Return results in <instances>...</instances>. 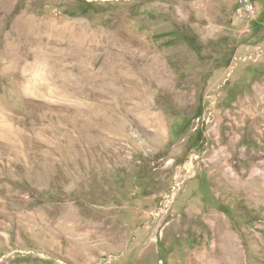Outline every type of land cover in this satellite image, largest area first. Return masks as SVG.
I'll return each instance as SVG.
<instances>
[{
	"label": "rangeland",
	"instance_id": "374dc122",
	"mask_svg": "<svg viewBox=\"0 0 264 264\" xmlns=\"http://www.w3.org/2000/svg\"><path fill=\"white\" fill-rule=\"evenodd\" d=\"M241 1L0 0V264H264Z\"/></svg>",
	"mask_w": 264,
	"mask_h": 264
},
{
	"label": "built area",
	"instance_id": "2783aa9c",
	"mask_svg": "<svg viewBox=\"0 0 264 264\" xmlns=\"http://www.w3.org/2000/svg\"><path fill=\"white\" fill-rule=\"evenodd\" d=\"M241 4L246 7L248 13L254 12V7L251 4L250 0H242Z\"/></svg>",
	"mask_w": 264,
	"mask_h": 264
},
{
	"label": "trees",
	"instance_id": "16d2710c",
	"mask_svg": "<svg viewBox=\"0 0 264 264\" xmlns=\"http://www.w3.org/2000/svg\"><path fill=\"white\" fill-rule=\"evenodd\" d=\"M178 128L175 129V131H177Z\"/></svg>",
	"mask_w": 264,
	"mask_h": 264
}]
</instances>
